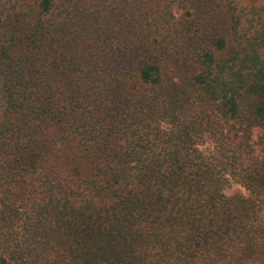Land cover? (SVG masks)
I'll return each instance as SVG.
<instances>
[{
	"label": "trees",
	"instance_id": "16d2710c",
	"mask_svg": "<svg viewBox=\"0 0 264 264\" xmlns=\"http://www.w3.org/2000/svg\"><path fill=\"white\" fill-rule=\"evenodd\" d=\"M0 264H264V0H0Z\"/></svg>",
	"mask_w": 264,
	"mask_h": 264
},
{
	"label": "rangeland",
	"instance_id": "374dc122",
	"mask_svg": "<svg viewBox=\"0 0 264 264\" xmlns=\"http://www.w3.org/2000/svg\"><path fill=\"white\" fill-rule=\"evenodd\" d=\"M177 13H179V11L177 10ZM210 146V142L206 141L204 144V147L208 148ZM234 189L236 188V185L233 186Z\"/></svg>",
	"mask_w": 264,
	"mask_h": 264
}]
</instances>
